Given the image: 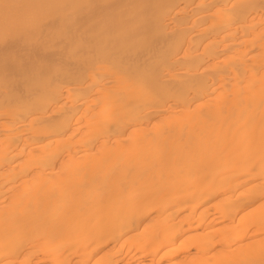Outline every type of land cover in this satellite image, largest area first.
Here are the masks:
<instances>
[{"label":"bare ground","instance_id":"1","mask_svg":"<svg viewBox=\"0 0 264 264\" xmlns=\"http://www.w3.org/2000/svg\"><path fill=\"white\" fill-rule=\"evenodd\" d=\"M0 264H264V0H0Z\"/></svg>","mask_w":264,"mask_h":264}]
</instances>
